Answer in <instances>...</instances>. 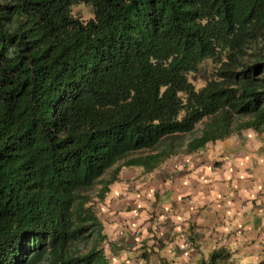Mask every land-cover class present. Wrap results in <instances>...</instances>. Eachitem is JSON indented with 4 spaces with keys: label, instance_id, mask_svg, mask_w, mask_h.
Masks as SVG:
<instances>
[{
    "label": "trees",
    "instance_id": "trees-1",
    "mask_svg": "<svg viewBox=\"0 0 264 264\" xmlns=\"http://www.w3.org/2000/svg\"><path fill=\"white\" fill-rule=\"evenodd\" d=\"M246 130L264 132V0H0V264H110L96 204L122 169Z\"/></svg>",
    "mask_w": 264,
    "mask_h": 264
},
{
    "label": "crops",
    "instance_id": "crops-1",
    "mask_svg": "<svg viewBox=\"0 0 264 264\" xmlns=\"http://www.w3.org/2000/svg\"><path fill=\"white\" fill-rule=\"evenodd\" d=\"M184 153L148 173L122 169L102 200L104 214L119 231L141 225L144 237L161 238L164 256L178 257L193 242L201 254L229 249L264 264V132L246 130ZM130 199L136 213L125 220Z\"/></svg>",
    "mask_w": 264,
    "mask_h": 264
},
{
    "label": "rangeland",
    "instance_id": "rangeland-1",
    "mask_svg": "<svg viewBox=\"0 0 264 264\" xmlns=\"http://www.w3.org/2000/svg\"><path fill=\"white\" fill-rule=\"evenodd\" d=\"M71 11L73 16L83 20L92 18V9L85 4H77L72 7ZM209 62L210 61H206L196 73L188 75L189 80L196 89H200L204 85L205 73L207 69L211 67ZM200 130L201 124L197 126L195 131L199 132ZM191 138L192 135H183L173 140L174 143L181 145L178 150V156H183L185 154V144ZM174 165H177V163L175 162ZM105 178L108 179V175H106ZM98 189L99 186L91 191L93 196L96 195ZM131 202H129L131 208L128 207L126 209L125 220H129L132 216V218L135 217L136 209L133 208L134 202ZM102 206V201L96 204L97 216L101 221L103 233L107 236L108 240L102 243L101 247L109 259L110 264H160L163 260L170 264H196L201 257L205 258L208 255L207 253L201 254V244L196 246V244L192 242V246L181 253L180 256H164L161 251L164 250L165 245H162L161 238H156L155 240L154 238L144 237L145 234L141 225L135 228L132 226L128 227L127 225L125 231H119V229L115 227L116 220L105 215ZM132 221L134 220L131 219V222ZM132 225L135 226L134 223ZM196 229H199V227H195V230ZM196 235V238H201V235L199 236L197 233ZM157 245L161 247L159 248ZM228 251L230 252L229 256H231L230 260L232 258L231 261L234 264H254V262L257 263L260 261L257 254L246 255L240 252L231 253L229 249ZM262 252L264 253V250Z\"/></svg>",
    "mask_w": 264,
    "mask_h": 264
}]
</instances>
